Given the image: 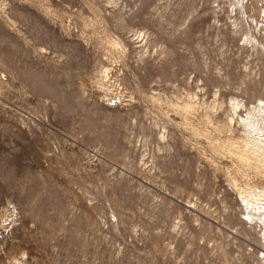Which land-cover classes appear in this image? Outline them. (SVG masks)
I'll return each instance as SVG.
<instances>
[{
	"label": "rangeland",
	"instance_id": "rangeland-1",
	"mask_svg": "<svg viewBox=\"0 0 264 264\" xmlns=\"http://www.w3.org/2000/svg\"><path fill=\"white\" fill-rule=\"evenodd\" d=\"M241 2L0 0V264H260L233 190L264 191V157L228 117L264 100V0Z\"/></svg>",
	"mask_w": 264,
	"mask_h": 264
},
{
	"label": "bare ground",
	"instance_id": "bare-ground-1",
	"mask_svg": "<svg viewBox=\"0 0 264 264\" xmlns=\"http://www.w3.org/2000/svg\"><path fill=\"white\" fill-rule=\"evenodd\" d=\"M233 4L241 15L244 16L247 13V7H245L244 2H241V0H233ZM255 25V32L248 33L246 41L255 47H258V45L262 46L264 49V43H261L256 35L258 30L261 34L264 31V27L260 26L261 29H259L258 21H256ZM229 104L231 106V112L228 117L229 121L239 125L242 135L250 148V152L254 156L264 157V100L260 99L255 103L246 104L239 98L232 97ZM242 110H244L245 115L242 113ZM233 191H236L238 193L237 196L241 197L240 201H242L244 207L242 208L243 210L245 209V212H243L244 219L246 218L249 223L260 228V233L264 240V191L249 196H245L235 188ZM259 263L264 264V254L263 259Z\"/></svg>",
	"mask_w": 264,
	"mask_h": 264
}]
</instances>
